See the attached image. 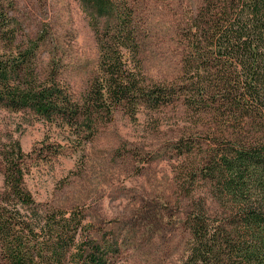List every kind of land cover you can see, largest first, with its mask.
Returning <instances> with one entry per match:
<instances>
[{
    "label": "trees",
    "instance_id": "16d2710c",
    "mask_svg": "<svg viewBox=\"0 0 264 264\" xmlns=\"http://www.w3.org/2000/svg\"><path fill=\"white\" fill-rule=\"evenodd\" d=\"M78 2L96 59L75 94L62 62L52 57L42 70V43L18 39L14 4L0 0V106L39 116L79 146L116 113L135 119L183 107L215 119L222 141L206 149L181 140L173 149L189 161L186 184L206 186L215 204L202 199L188 213L181 264H264V0ZM72 144L24 154L13 140L0 153L8 195L0 202L2 264H112L117 241L93 238L81 214L54 213L25 192L31 161L49 162Z\"/></svg>",
    "mask_w": 264,
    "mask_h": 264
},
{
    "label": "rangeland",
    "instance_id": "374dc122",
    "mask_svg": "<svg viewBox=\"0 0 264 264\" xmlns=\"http://www.w3.org/2000/svg\"><path fill=\"white\" fill-rule=\"evenodd\" d=\"M18 39L42 43L40 65L62 62L75 94L94 68L95 44L78 0H12ZM61 64V63H60ZM220 129L215 119L177 110H143L135 119L116 113L90 141L30 112L0 106V153L18 141L24 154L47 144H72L75 150L31 161L25 192L35 205L81 214L93 238L120 246L112 264H181L190 246L185 219L204 199L206 186L189 187L184 156L173 152L188 140L210 149ZM228 132H231L230 130ZM71 141V142H70ZM191 188V189H190ZM193 188V189H192ZM7 195L0 162V202ZM17 202L16 200L14 201ZM66 258L63 264H74ZM2 264V262H0Z\"/></svg>",
    "mask_w": 264,
    "mask_h": 264
}]
</instances>
